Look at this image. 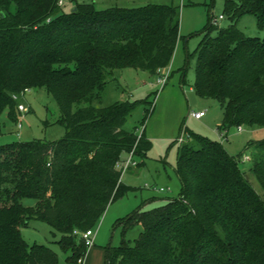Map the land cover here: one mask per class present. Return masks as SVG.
Returning <instances> with one entry per match:
<instances>
[{"label": "trees", "instance_id": "obj_1", "mask_svg": "<svg viewBox=\"0 0 264 264\" xmlns=\"http://www.w3.org/2000/svg\"><path fill=\"white\" fill-rule=\"evenodd\" d=\"M225 15L230 26L214 27L211 17L202 31L193 89L221 104L222 132L264 127V38L238 28L251 15L264 30V0H225ZM180 24L181 8L173 5L97 10L76 4L65 12L58 0H0V115L8 110L17 122L13 96L45 88L66 129L55 142L0 147V264H59L52 249L23 239L21 229L31 220L61 235L70 264L83 263L88 248L81 233L96 228L108 207L132 191L118 168L122 154L143 159L152 148L145 129L125 128L135 104L102 106L101 92L114 70L158 75L169 68ZM182 136L179 196L129 216L123 237L137 224L143 232L134 245L123 239L105 248V264H264V198L246 180L239 158L187 128L177 140ZM250 148L264 190V139ZM26 198L36 206H24Z\"/></svg>", "mask_w": 264, "mask_h": 264}, {"label": "rangeland", "instance_id": "obj_2", "mask_svg": "<svg viewBox=\"0 0 264 264\" xmlns=\"http://www.w3.org/2000/svg\"><path fill=\"white\" fill-rule=\"evenodd\" d=\"M76 4H94L97 10L133 9L149 4L181 8V40L167 82L164 85L159 84V75L142 70H114L101 92L102 106L116 102L135 104L136 108L128 118L125 128L128 131L136 128L138 134L145 129L152 148L143 159L131 157V153L122 154L118 164L120 170L131 157L129 168L123 172L122 182L131 187L132 191L108 207L98 225L100 236L96 244L104 248H115L125 239L134 245L143 232V227L140 224L134 225L123 237L124 221L138 210L147 211L160 207L166 200L179 196L181 182L176 173V164L180 144L177 138L182 127L191 133L221 143L230 156L239 158L246 180L264 198L263 187L251 162L254 151L248 149L249 142L264 139V127L243 125L241 130L239 127H232L223 136L219 129L223 121L221 104L216 100L198 96L193 89L196 51L204 38L202 31L210 24L211 17L218 19L224 16L219 22V28L231 25V20L225 15V0H64L63 10L70 12ZM238 28L248 37L264 38V30L258 27L254 16L243 17ZM215 36L216 32H213L212 37ZM183 69H186L184 78ZM17 102L25 105L29 112L20 113L17 122L9 119L8 110L2 112L0 147L18 142H55L65 137L66 129L58 124L61 114L56 100L45 88L32 89ZM77 108L78 105H74V111ZM197 111L206 112L201 120H196L191 115ZM141 163L144 164L139 166ZM22 203L26 207H35L37 204L33 198H26ZM21 232L29 246H47L58 254L59 264H70L68 259L72 255L71 251L63 250L60 245L61 235L46 222L31 220ZM102 264H105V256Z\"/></svg>", "mask_w": 264, "mask_h": 264}, {"label": "built area", "instance_id": "obj_3", "mask_svg": "<svg viewBox=\"0 0 264 264\" xmlns=\"http://www.w3.org/2000/svg\"><path fill=\"white\" fill-rule=\"evenodd\" d=\"M58 4L60 6H62L64 4V0H58ZM222 19H224V16H221L218 19L213 17L211 19V25L214 26V27H219V22ZM170 73H171V67H169L167 69L160 70L159 73H158V75H159L158 83L164 85L167 82V80H168V78L170 76ZM28 91L29 90H27V92ZM13 99L14 100H18V97L17 96H13ZM18 110L21 113H25V112L28 111L27 107L25 105H22V104L18 105ZM205 114H206L205 111H197V112H192L191 113L192 117L195 118L196 120H201L205 116ZM19 127H21V124H19ZM239 129L241 130L242 127H239ZM222 134H223V136L227 135V133L224 132V131L222 132ZM183 141H184V137L183 136L178 139L179 143H182ZM130 155H131V157H133V153H131ZM131 157H130V159H131ZM130 159L127 161L125 167L121 168L122 172L126 171L129 168ZM162 191H163V189H162ZM95 235H96V228L90 229V230H88L86 232L81 233V236L84 239L85 245H86V247L88 249L94 246Z\"/></svg>", "mask_w": 264, "mask_h": 264}, {"label": "crops", "instance_id": "obj_4", "mask_svg": "<svg viewBox=\"0 0 264 264\" xmlns=\"http://www.w3.org/2000/svg\"><path fill=\"white\" fill-rule=\"evenodd\" d=\"M171 67V66H170ZM172 68V67H171ZM174 71V68L172 69V72ZM100 224V223H99ZM98 236H100V232L98 231V226L96 227V235H95V241L94 246L89 248L87 251V254L84 258V261H86V264H102L105 256V248L103 246H98L96 243L98 241ZM83 261L82 264H85Z\"/></svg>", "mask_w": 264, "mask_h": 264}]
</instances>
